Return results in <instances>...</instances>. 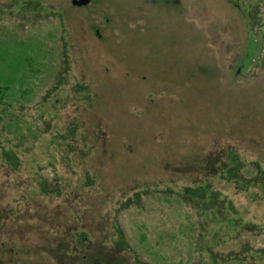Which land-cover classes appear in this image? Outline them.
<instances>
[{
    "label": "rangeland",
    "instance_id": "obj_1",
    "mask_svg": "<svg viewBox=\"0 0 264 264\" xmlns=\"http://www.w3.org/2000/svg\"><path fill=\"white\" fill-rule=\"evenodd\" d=\"M96 259L264 264V0H0V264Z\"/></svg>",
    "mask_w": 264,
    "mask_h": 264
},
{
    "label": "water",
    "instance_id": "obj_2",
    "mask_svg": "<svg viewBox=\"0 0 264 264\" xmlns=\"http://www.w3.org/2000/svg\"><path fill=\"white\" fill-rule=\"evenodd\" d=\"M91 0H72V4L75 6H84L88 5Z\"/></svg>",
    "mask_w": 264,
    "mask_h": 264
},
{
    "label": "trees",
    "instance_id": "obj_3",
    "mask_svg": "<svg viewBox=\"0 0 264 264\" xmlns=\"http://www.w3.org/2000/svg\"><path fill=\"white\" fill-rule=\"evenodd\" d=\"M210 203H211V202H210ZM222 213H223V214H221V213H220V214H221V215H224V214H225L224 211H222ZM224 217H226V214H225ZM227 217H228V215H227ZM93 264H103V263H101V260H100V259H96V260L93 261ZM111 264H116V262H114V260H112V261H111Z\"/></svg>",
    "mask_w": 264,
    "mask_h": 264
}]
</instances>
